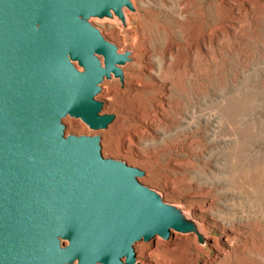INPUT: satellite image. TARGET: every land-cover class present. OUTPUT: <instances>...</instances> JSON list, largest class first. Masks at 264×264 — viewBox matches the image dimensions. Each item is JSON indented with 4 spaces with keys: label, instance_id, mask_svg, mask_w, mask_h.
I'll use <instances>...</instances> for the list:
<instances>
[{
    "label": "rangeland",
    "instance_id": "374dc122",
    "mask_svg": "<svg viewBox=\"0 0 264 264\" xmlns=\"http://www.w3.org/2000/svg\"><path fill=\"white\" fill-rule=\"evenodd\" d=\"M132 2L127 22L91 19L130 52L124 79L105 78L96 95L114 120L95 130L67 115L65 134H99L104 157L144 170L142 183L203 226L205 249L173 229L137 241L143 264H187L188 252L197 264H264V0ZM136 78L148 86L138 95ZM141 99L145 114L157 102L156 117L127 139ZM173 232L175 245L154 246Z\"/></svg>",
    "mask_w": 264,
    "mask_h": 264
},
{
    "label": "water",
    "instance_id": "95a60500",
    "mask_svg": "<svg viewBox=\"0 0 264 264\" xmlns=\"http://www.w3.org/2000/svg\"><path fill=\"white\" fill-rule=\"evenodd\" d=\"M132 0H0V264H143L134 244L171 230L204 234L182 207L142 183L144 170L104 157L96 97L121 53L91 19L126 22Z\"/></svg>",
    "mask_w": 264,
    "mask_h": 264
},
{
    "label": "bare ground",
    "instance_id": "6f19581e",
    "mask_svg": "<svg viewBox=\"0 0 264 264\" xmlns=\"http://www.w3.org/2000/svg\"><path fill=\"white\" fill-rule=\"evenodd\" d=\"M129 12H127V10H125V16H126V22H127V14ZM137 79V78H136ZM145 81V80H144ZM142 79H137L134 81V84H135V94H141L145 91H143L146 87L148 88L147 84L144 82ZM153 87V86H152ZM151 90V89H150ZM147 92V91H146ZM149 95V94H147ZM143 96V95H142ZM134 97V96H133ZM133 99V98H131ZM145 99V98H144ZM150 99V98H149ZM152 99V98H151ZM134 100V99H133ZM155 101V100H154ZM147 102V101H146ZM152 103H154L152 101ZM150 104V103H148ZM133 105V104H132ZM145 101L141 99V101H138L137 102V105L136 107L133 109H131L130 112H139V115H137V118L135 117L134 120L131 122V124L127 127L126 129V136H127V139L128 138H131L132 135H138L140 132L144 131L146 129V124L150 123L151 121H153V119L156 117V113H157V110H156V107L158 106L157 102L155 103V105H153V111L148 113V114H145V111L144 109L147 108L145 107ZM145 107V108H144ZM151 109V108H150ZM146 110V109H145ZM127 111V110H126ZM131 114V113H130ZM136 114V113H135ZM138 114V113H137ZM133 115V114H132ZM128 116V115H127ZM130 116V115H129ZM129 118H132L133 117H129ZM126 119V118H125ZM127 120V119H126ZM126 120H124L126 122ZM129 120V119H128ZM125 126V125H124ZM124 135V134H123ZM133 138V137H132ZM199 229L200 231L204 234V236H206V233L204 232L203 230V226L201 224H199ZM173 231H175L173 229ZM185 234H188V233H185ZM177 233L176 232H173V236L170 240L168 241H164V240H160V238H155V242H154V246L157 248V249H161L160 247L161 246H169V245H175L176 244V240H177ZM158 236V235H157ZM218 244V243H217ZM198 245L202 248V249H205L206 248V242H204L203 244H199ZM219 245V244H218ZM178 246V245H177ZM217 246V245H216ZM172 247V246H171ZM145 248V247H144ZM166 248V247H165ZM220 249V248H219ZM231 249V248H230ZM201 250V249H200ZM227 250L229 249H220V253L222 254H226L227 253ZM199 251V250H198ZM200 252V251H199ZM206 252V251H205ZM188 254V262L187 264H197V260H198V255L197 253H193V252H188L186 253V256ZM183 256V255H182ZM181 256V257H182ZM180 257V256H179ZM172 258V256H171ZM176 258V257H175ZM202 258V257H201ZM171 260V259H170ZM173 261V260H172ZM180 262V260H178ZM177 262V261H176ZM183 262V260H182ZM180 262V263H182ZM186 263V262H185ZM206 263V262H205ZM209 263V262H208ZM173 264V263H172Z\"/></svg>",
    "mask_w": 264,
    "mask_h": 264
}]
</instances>
